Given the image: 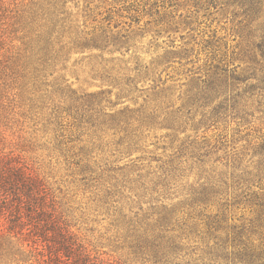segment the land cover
Returning <instances> with one entry per match:
<instances>
[{
	"label": "trees",
	"instance_id": "1",
	"mask_svg": "<svg viewBox=\"0 0 264 264\" xmlns=\"http://www.w3.org/2000/svg\"><path fill=\"white\" fill-rule=\"evenodd\" d=\"M71 1L0 0L10 110L53 134L129 256L264 264V0ZM218 18L232 39L210 29ZM73 55L99 90L54 78ZM0 264H123L71 231L2 139Z\"/></svg>",
	"mask_w": 264,
	"mask_h": 264
},
{
	"label": "rangeland",
	"instance_id": "2",
	"mask_svg": "<svg viewBox=\"0 0 264 264\" xmlns=\"http://www.w3.org/2000/svg\"><path fill=\"white\" fill-rule=\"evenodd\" d=\"M82 4L83 0L69 2L72 13L80 12ZM209 25L218 35L232 39L229 22L218 18ZM229 45L233 46L234 42L229 41ZM76 58L78 55L71 56L69 63L58 70L54 78L64 81L78 93L99 90V82L92 79L89 66L74 64ZM5 95L7 94L0 90V139L7 148L20 152L33 164L40 176L47 180L55 192L71 231L91 248L101 250L123 264H146L129 256L118 246L108 220L97 210L90 193L71 174L63 158L53 150V134L44 128L43 122L31 113H26L27 116L24 117L15 115L20 110L16 104L10 110L7 104L9 97ZM24 256H29V253L25 252Z\"/></svg>",
	"mask_w": 264,
	"mask_h": 264
}]
</instances>
